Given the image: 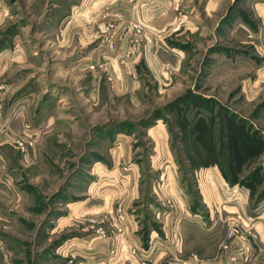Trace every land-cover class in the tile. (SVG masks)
Segmentation results:
<instances>
[{"label":"rangeland","instance_id":"1","mask_svg":"<svg viewBox=\"0 0 264 264\" xmlns=\"http://www.w3.org/2000/svg\"><path fill=\"white\" fill-rule=\"evenodd\" d=\"M86 3L0 0V62L2 57L12 62L0 78L9 89L11 83L18 86L9 99L14 108L10 130L0 144V264H86L89 257L72 248L79 244L74 237L80 233L74 221L82 214V219H90L89 208L108 200V191L131 165L137 168L135 163L143 191L135 209L149 216L144 213V194L151 195L158 178L146 165L154 156L146 128L154 125L166 130L174 159L171 172L179 176L185 193L183 178L192 167L181 122L192 125L203 119L207 124L219 152L220 172L227 171L228 119L250 139L256 138L262 152L245 164L241 177L256 172L261 180L249 194L247 214L264 219V0H223L215 15L199 12L190 18L194 32H173L165 39L167 46H156V72L140 61L134 76L128 73L133 62L127 59L144 39L145 24L137 17L107 12L96 19L93 32L98 31L99 38L86 49L81 46L92 34L76 19L68 23ZM123 36L126 46L119 42ZM87 51L93 52L91 59L95 56L90 63ZM119 54L124 76H131L126 90L127 81L124 87L118 84L112 66ZM148 120L149 125L143 124ZM185 137L190 138L187 133ZM120 138L132 153L129 161L113 160L121 151ZM189 141L195 146L192 138ZM111 170L116 171L113 182L101 176ZM167 177L158 187L170 188ZM98 185L100 201L94 193ZM238 188L246 189L240 184ZM66 222L70 224L63 226ZM175 224L164 222L159 237L165 239ZM225 226L215 223L213 233L222 235Z\"/></svg>","mask_w":264,"mask_h":264},{"label":"crops","instance_id":"2","mask_svg":"<svg viewBox=\"0 0 264 264\" xmlns=\"http://www.w3.org/2000/svg\"><path fill=\"white\" fill-rule=\"evenodd\" d=\"M82 1L87 2L86 5L82 4L81 10L77 11L68 23L76 19L79 25L84 26L88 33L92 34L84 44L85 46H81L86 49L92 48L93 43H96V39L99 38V32H93L97 27L96 19L101 20L107 12L118 11L127 18L137 17L145 24L147 33L144 39L136 48L133 47L135 50H132L133 52L127 59H130V63L133 62L130 64L131 71L128 73L134 76L140 61H143L149 70L156 72L160 65L156 56V46L161 47L162 43L167 46L165 39L173 32L179 30L194 32L196 26L190 18L196 17L199 12L206 16L215 15L222 9L223 0ZM199 1H202V4L198 8ZM69 24L65 26L63 32L67 31ZM159 41L161 43H158ZM119 42L126 46L127 37H121ZM87 53L90 56L86 62L90 63L95 56L91 59L93 52L87 51ZM119 55L112 58V66L116 72L117 83L124 87L127 81L124 89L126 90L128 80L131 84V76L129 79L124 76V68L117 59L122 58V55ZM8 63L12 62L4 61L2 57L1 75ZM0 84V144H4L8 136L7 131L10 130L9 123L12 120L10 114L14 112L11 111L14 108L9 99L18 86L11 83L9 89L1 78ZM18 115L15 120H18ZM153 130L154 133H151ZM146 133L151 144V155L154 154L150 164L146 163V165L151 166L149 168L153 169V174L156 176L154 178H158L153 183L151 195L148 192L144 194V206L148 211L144 213H149V216L143 215L142 217V214H138L135 209L140 206L137 202L143 195L138 182L139 166L135 163L137 168L134 169L131 165L130 171L124 174L118 172V175L121 174L120 183L115 186L116 188L108 191L110 192L108 200L100 201L101 191L98 188L100 189L101 185L97 186L94 193L97 194L100 202L89 208L90 219H82L86 215L82 214L79 218L81 220L76 218L75 223L73 222L80 227L79 235L74 237L78 239L79 244H73L72 247L77 249L75 253L81 257H89L86 264H150L149 262L155 255V264H198L204 261H210L213 264H264V219H261V216L252 217L247 214V208L250 205L249 190L247 188L236 189V185H230L218 169L217 163L212 161L214 158L212 159L211 153L206 154L201 151L199 143L196 142L194 146L189 141L190 138L185 137L182 139L187 146L185 150L189 156V159L187 157L188 163L192 167L188 174L191 178L189 176L183 178L186 182L185 187L188 189L187 193L192 197L189 200L188 194L180 185L179 176L171 172L174 159L169 149L165 128L163 127V131L160 132L154 125L147 127ZM120 140L117 148L121 151L113 156V160L129 161L132 153L126 148L125 138H120ZM153 164L157 166L154 167ZM158 165L161 169H158ZM114 170L101 176L109 177V180L113 182V177L115 179L116 175ZM167 176L171 178L170 182L169 180L167 182L170 185L169 190L158 187L159 180L164 177L166 180ZM111 182L109 184L112 185ZM106 189L102 191H107ZM229 190L235 195L232 196L233 200H229ZM165 193L171 200H169V205L165 203ZM120 214L124 216V219L119 223L118 215ZM169 219L174 221L180 230L179 243L170 247L158 235L164 222L167 223ZM84 220L88 223H83ZM220 221L225 222L226 225L222 235L213 233L214 224ZM69 224L70 222H66L62 225L68 226ZM118 226L122 227V232L117 231ZM231 226L236 228L237 233L228 237L227 231ZM99 230H102L105 236L101 237ZM155 247L160 249V252L154 250ZM231 255L238 259L230 260ZM140 256L147 257L148 260L143 258L142 260Z\"/></svg>","mask_w":264,"mask_h":264},{"label":"trees","instance_id":"3","mask_svg":"<svg viewBox=\"0 0 264 264\" xmlns=\"http://www.w3.org/2000/svg\"><path fill=\"white\" fill-rule=\"evenodd\" d=\"M227 146H226V164L227 171L221 166V174L227 180L230 185H238L246 187L249 190L250 196L255 192L256 186L260 184L256 172H251L247 177H241V172L245 164L258 157L262 152V144L255 140L256 138H249L241 127L234 121L227 120ZM143 124L149 125L150 121H146ZM183 125L184 133L189 134L195 142L201 146V151L206 152L212 156V161L220 163L219 152L217 151L216 144L210 137L209 127L203 119H198L194 124H187L181 122ZM184 133L182 138L184 137ZM184 139V138H183ZM221 165V163H220ZM244 179V180H243ZM243 180V181H242ZM245 182V183H244Z\"/></svg>","mask_w":264,"mask_h":264},{"label":"built area","instance_id":"4","mask_svg":"<svg viewBox=\"0 0 264 264\" xmlns=\"http://www.w3.org/2000/svg\"><path fill=\"white\" fill-rule=\"evenodd\" d=\"M124 219V216L122 214L118 215V220H119V223ZM168 231L166 232L165 234V239H163L166 243H167V246H172V245H176L179 243L180 241V231L178 230L176 224L174 227L170 228V229H167ZM117 231L119 232H122V227L121 226H118L117 227ZM237 232L236 228L233 226L232 228L229 229L228 231V236H232L234 235L235 233ZM98 233L101 235V237H103L105 234L102 230H99ZM240 253H242V251H240ZM156 256V255H155ZM153 257L152 261L149 262L150 264H155V259L156 257ZM141 257V256H140ZM238 257H240L238 255ZM143 257H141L142 259ZM145 260H148L147 257L143 258ZM142 259V260H143ZM229 259L230 260H236L238 258H235V256L231 255L229 256ZM141 264H144V263H141ZM198 264H213V262H210V261H204V262H198Z\"/></svg>","mask_w":264,"mask_h":264}]
</instances>
